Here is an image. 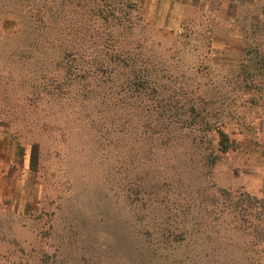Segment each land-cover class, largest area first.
<instances>
[{"label": "rangeland", "instance_id": "1", "mask_svg": "<svg viewBox=\"0 0 264 264\" xmlns=\"http://www.w3.org/2000/svg\"><path fill=\"white\" fill-rule=\"evenodd\" d=\"M0 264H264V0H0Z\"/></svg>", "mask_w": 264, "mask_h": 264}, {"label": "trees", "instance_id": "2", "mask_svg": "<svg viewBox=\"0 0 264 264\" xmlns=\"http://www.w3.org/2000/svg\"><path fill=\"white\" fill-rule=\"evenodd\" d=\"M220 135L223 136L224 140H227V135H226L225 133L221 132ZM19 144H20V143H19ZM35 146H37V147H38L37 150L40 151V145H39V143H38L37 141H33V145L31 146V148L33 147V148H32V151H34ZM223 148H224V147H223ZM225 148H227V147H225ZM35 155H36V154H35ZM34 157H35L34 154L31 155V160L35 159ZM39 157H40V154H39V156L36 155V158H39Z\"/></svg>", "mask_w": 264, "mask_h": 264}]
</instances>
